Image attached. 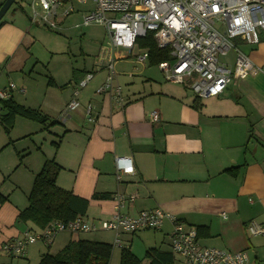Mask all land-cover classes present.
Returning <instances> with one entry per match:
<instances>
[{
  "label": "crops",
  "instance_id": "0c3cea01",
  "mask_svg": "<svg viewBox=\"0 0 264 264\" xmlns=\"http://www.w3.org/2000/svg\"><path fill=\"white\" fill-rule=\"evenodd\" d=\"M76 12L77 8L69 19L57 21L58 26L76 29ZM18 14L12 13L0 25V92L13 84L7 100L37 111L47 121L41 124L16 116L5 133L1 123L5 100H0V248L25 232L42 230L20 221L18 214L28 205L35 175L46 160H53L61 168L56 185L88 201L80 217L88 223L111 219V195H132L134 200L125 203L121 214L135 217L159 208L188 228L204 227L207 236L198 237L202 246L243 252L247 264H264V235L253 236L247 229L251 222L264 227V76L233 81L219 96L199 100L187 85L166 81L157 65H149L148 60L138 64L133 51L115 49L113 86L119 87L123 98L118 104L110 94H96L107 72L104 68L94 72L90 58H84V68L65 73L51 70L53 52L45 60L41 51L34 50L37 41L32 28L37 25L31 24L29 13ZM236 43L253 65L264 66V33L256 45ZM233 56L230 53L223 61L232 64ZM91 72V79L80 87L79 82ZM74 91H78L79 107L68 111ZM152 111L157 113L156 121L150 119ZM115 157L131 158L134 174L117 181ZM169 230L165 222L153 242L148 232L156 231L118 238L134 256L130 247L138 241L145 243V253L150 249L170 252L168 241L167 248H162ZM90 234L96 236L87 241L111 245L113 252V232ZM37 244L29 245L15 264H30L34 256L46 253L54 255L52 244ZM6 257L0 250V264H13Z\"/></svg>",
  "mask_w": 264,
  "mask_h": 264
},
{
  "label": "built area",
  "instance_id": "2783aa9c",
  "mask_svg": "<svg viewBox=\"0 0 264 264\" xmlns=\"http://www.w3.org/2000/svg\"><path fill=\"white\" fill-rule=\"evenodd\" d=\"M78 6H88L82 15L83 25L96 24L105 28L108 42L102 46L93 71L103 68L107 72L104 83L96 94H110L115 103H123L119 87L113 86L115 76L112 52L124 49L132 52L136 39L148 32L158 49L168 51L169 60L157 64L165 72L166 81L187 85L196 99L204 100L222 94L233 81L254 74L264 76V66L253 65L239 51L236 41L256 45L259 34L264 33V0H30L28 5L31 24L49 30L58 29L57 21L72 15ZM233 53V62L223 61ZM135 62L144 64L147 52L135 55ZM87 73L79 82L83 87L91 79ZM0 92V100H7L8 91ZM78 91L73 92L68 111L79 107ZM89 110V108H88ZM157 120L156 111L150 113ZM115 179L134 174L129 157H115ZM132 195L116 193L110 196L114 213L109 221L88 223L80 217L69 221H54L38 232H25L22 238L5 241L0 250L11 259H22L29 245L42 243L50 246L61 232L70 234L111 231L115 234L114 246L122 248L121 234L142 231H159L169 223L167 235L170 252L179 256L183 264H247L243 252H228L202 246L196 230L188 228L177 217L159 208L144 210L135 217L120 213ZM224 218L223 215H221ZM251 235H264V227L251 222L247 226Z\"/></svg>",
  "mask_w": 264,
  "mask_h": 264
},
{
  "label": "trees",
  "instance_id": "16d2710c",
  "mask_svg": "<svg viewBox=\"0 0 264 264\" xmlns=\"http://www.w3.org/2000/svg\"><path fill=\"white\" fill-rule=\"evenodd\" d=\"M2 23L1 19L0 25ZM136 47L147 52L148 63L151 66L170 59L167 50L156 47L151 32L143 38L136 39ZM1 105L6 110V114L1 119V123L5 125V133L9 132L16 116L41 124L47 121V118L37 111L15 104L11 98L1 102ZM60 170L61 168L53 160H46L43 163L27 195L28 205L18 214L20 221L30 222L38 229H44L54 221L66 222L84 216L88 201L56 185V176ZM205 230L204 227H197V236H207ZM111 254V245L79 239L70 241L54 255L43 254L39 264H109ZM145 257L150 264L173 263L172 253L157 249L146 251ZM119 264H140V260L128 248L122 247L119 252Z\"/></svg>",
  "mask_w": 264,
  "mask_h": 264
},
{
  "label": "rangeland",
  "instance_id": "374dc122",
  "mask_svg": "<svg viewBox=\"0 0 264 264\" xmlns=\"http://www.w3.org/2000/svg\"><path fill=\"white\" fill-rule=\"evenodd\" d=\"M30 0H15V2L11 5L8 12L3 17L2 21L6 20L7 18L11 17L12 13H20L23 16L27 15L29 13L28 11V5ZM79 12L78 15L75 18L74 26L76 29H61L58 26V29L55 30H49L47 28H38V26H34L32 29L36 33L34 39L37 41L34 50H39L42 52L45 60L48 57H51L50 52H53L52 56V62L50 63V69L53 68H59L61 73H65L66 71L72 70V68H84L85 67V61L84 58H90V64L93 63L92 68L94 67V64L96 63L97 57L99 55V49L96 52V48L99 47V45L105 46L108 42V36L105 31V28L96 25V24H89V25H83L82 23V14L86 13V10L88 9V6H78L77 7ZM18 14V15H20ZM69 19V17L67 18ZM73 19V17L71 18ZM81 50L84 52L81 54ZM96 52V53H95ZM136 53L141 54L140 50L133 49L134 55ZM87 54H90V56H87ZM88 60V61H89ZM87 61V64H88ZM88 66V65H87ZM59 72V71H57ZM165 78V77H164ZM11 130V129H10ZM34 226V225H33ZM37 228V227H36ZM41 231V230H39ZM156 232H148V237L151 242L156 240L155 236ZM96 235H92L90 233L88 234H80L78 236H71L68 232H61L56 235L54 243L50 247V253L56 254V252H59V250L63 249L71 240L75 239L78 240H88L93 239ZM137 238V237H134ZM166 240L164 241V245H162V248L165 249L167 242V237H165ZM102 240H107L102 237ZM168 243V242H167ZM39 247H43L42 243L37 244ZM145 243L143 241H138L135 244H131V250L134 252L136 257L140 260V264H150L149 260L145 257ZM169 247V246H168ZM45 252H48L49 248H44ZM44 252V251H43ZM119 249H116V247H113L112 252V259L110 264H119ZM48 254V253H46ZM4 257H2L3 259ZM7 258V257H6ZM175 262L173 264H183L180 263L181 259L179 256H174ZM10 260L9 258H7ZM180 259V260H179ZM30 264H39L40 257L34 256L33 259H31ZM13 261V264H15L18 260L17 259H11Z\"/></svg>",
  "mask_w": 264,
  "mask_h": 264
},
{
  "label": "water",
  "instance_id": "95a60500",
  "mask_svg": "<svg viewBox=\"0 0 264 264\" xmlns=\"http://www.w3.org/2000/svg\"><path fill=\"white\" fill-rule=\"evenodd\" d=\"M15 2V0H5L0 6V20L4 17L6 12L9 10L11 5Z\"/></svg>",
  "mask_w": 264,
  "mask_h": 264
}]
</instances>
